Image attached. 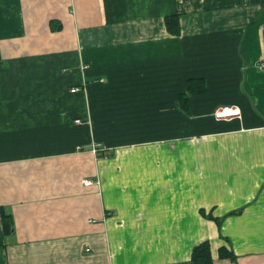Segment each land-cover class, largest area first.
Listing matches in <instances>:
<instances>
[{
  "label": "crops",
  "instance_id": "0c3cea01",
  "mask_svg": "<svg viewBox=\"0 0 264 264\" xmlns=\"http://www.w3.org/2000/svg\"><path fill=\"white\" fill-rule=\"evenodd\" d=\"M261 64L264 0H0V264H264Z\"/></svg>",
  "mask_w": 264,
  "mask_h": 264
},
{
  "label": "rangeland",
  "instance_id": "374dc122",
  "mask_svg": "<svg viewBox=\"0 0 264 264\" xmlns=\"http://www.w3.org/2000/svg\"><path fill=\"white\" fill-rule=\"evenodd\" d=\"M76 124H79V121L77 120L75 122ZM174 136H175V133H173ZM167 135V134H166ZM176 142H180V139H177V140H174V143L171 144L170 142L167 141L166 138H163V140L161 142H157L156 144L157 147L156 148H153L152 151H155L156 153V156H157V163L155 164L156 165V169L157 171H163L164 170V160H163V157L168 153L169 155L172 154L173 156H176L178 154L181 153L182 150L185 149V147L181 146V144H177ZM183 147V148H182ZM98 150L99 152L97 153H93V155L100 159L102 157H104V154H102L100 152V148L97 146V147H93L92 146V150ZM116 150H119V152L117 153L119 157H121L122 155H132L131 154V151H127V150H134V149H129V148H126V149H123V148H119V149H116ZM130 161V160H129ZM152 165V163H151ZM132 165L130 164H125L123 165L122 163H118V162H115L114 165L112 166L113 168V172L114 174L116 173H121L122 171H128V170H132ZM136 166V165H135ZM154 166V164H153ZM117 171H120V172H117ZM123 182H126V180L124 179H116V178H112L110 180V183L113 184V186L116 188V183H123ZM97 184L99 183V181L96 182Z\"/></svg>",
  "mask_w": 264,
  "mask_h": 264
},
{
  "label": "trees",
  "instance_id": "16d2710c",
  "mask_svg": "<svg viewBox=\"0 0 264 264\" xmlns=\"http://www.w3.org/2000/svg\"><path fill=\"white\" fill-rule=\"evenodd\" d=\"M165 26H166V30L172 34V35H177L178 34V25H177V18L176 17H171V18H166L165 19ZM195 82H188L187 87L188 90L190 91V84ZM178 103L180 105L181 108L186 109V103H187V99L186 97L179 95L178 97ZM1 219L3 222V228L4 231L7 232L8 231V218L6 216L3 215V212L1 211ZM222 256H229L226 252L221 251ZM190 260L193 264H212L211 263V258H210V254H209V247L208 244L206 242L201 243L198 246H195L190 254Z\"/></svg>",
  "mask_w": 264,
  "mask_h": 264
},
{
  "label": "built area",
  "instance_id": "2783aa9c",
  "mask_svg": "<svg viewBox=\"0 0 264 264\" xmlns=\"http://www.w3.org/2000/svg\"><path fill=\"white\" fill-rule=\"evenodd\" d=\"M261 69H264V64L260 65ZM72 93L76 92L77 89L73 88L70 90ZM240 113L238 109L235 108H231V107H222L217 109L214 113H213V117L216 120H226V119H231V118H235V117H239ZM99 152L98 150H93L92 153H97ZM85 186H90L92 185L91 181H84L83 182Z\"/></svg>",
  "mask_w": 264,
  "mask_h": 264
}]
</instances>
